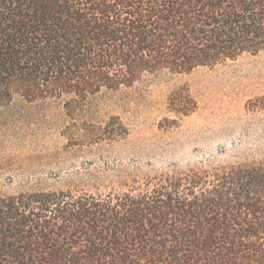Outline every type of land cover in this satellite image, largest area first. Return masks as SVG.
<instances>
[{"label": "trees", "instance_id": "obj_1", "mask_svg": "<svg viewBox=\"0 0 264 264\" xmlns=\"http://www.w3.org/2000/svg\"><path fill=\"white\" fill-rule=\"evenodd\" d=\"M260 53L264 0H0V112L49 109L71 142L114 141L127 130L100 113L142 77ZM168 105L195 108L185 91ZM203 163L0 195V264H264V159Z\"/></svg>", "mask_w": 264, "mask_h": 264}, {"label": "rangeland", "instance_id": "obj_2", "mask_svg": "<svg viewBox=\"0 0 264 264\" xmlns=\"http://www.w3.org/2000/svg\"><path fill=\"white\" fill-rule=\"evenodd\" d=\"M180 91L195 103L188 115L169 109L170 95ZM127 92L100 113L118 116L126 128L114 141L71 142L62 124L42 122L49 109L16 103L1 111L0 195L63 185L102 193L128 174L264 159V53L144 76Z\"/></svg>", "mask_w": 264, "mask_h": 264}]
</instances>
